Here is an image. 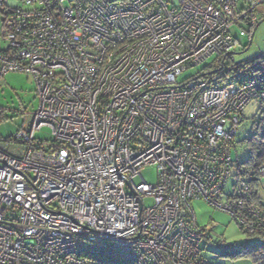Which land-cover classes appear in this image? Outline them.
Listing matches in <instances>:
<instances>
[{"label": "built area", "instance_id": "built-area-1", "mask_svg": "<svg viewBox=\"0 0 264 264\" xmlns=\"http://www.w3.org/2000/svg\"><path fill=\"white\" fill-rule=\"evenodd\" d=\"M259 7L264 0H0V83L26 73L39 101L0 138V264H206L192 200L263 236L250 178L237 176L219 203L243 110L264 100V72L239 83L227 75L237 67L231 30L255 27ZM212 55L220 71L177 82ZM44 126L53 140L35 139ZM149 166L155 184L141 177Z\"/></svg>", "mask_w": 264, "mask_h": 264}, {"label": "rangeland", "instance_id": "rangeland-1", "mask_svg": "<svg viewBox=\"0 0 264 264\" xmlns=\"http://www.w3.org/2000/svg\"><path fill=\"white\" fill-rule=\"evenodd\" d=\"M2 10L0 8V33L4 18ZM258 10L260 16L252 37L244 29L245 27L234 26L231 30L238 42L232 50L234 65H243L251 61H263L262 64L264 65V7H259ZM4 47L5 44L0 36V49ZM220 62V58H216L214 55L209 56L198 66L189 67L183 71L177 77V82L181 84L188 79L196 78L200 74L218 70ZM244 75L246 74H241V76ZM234 84L236 85L237 82ZM38 107L39 101L33 78L21 72L6 74L0 83V110L2 111L0 138L6 139L15 134L19 128L27 124L29 117L37 111ZM259 107V100H253L243 110L242 122L239 124L234 137L231 174L227 180L223 196L219 199L220 204H224L226 195L232 193V186L235 185L239 172H247L245 162L249 158L250 148L244 141L251 134ZM53 138L48 126L42 127L35 133V139L40 141H51ZM141 177L146 183L155 184L158 177L157 168L149 166L143 169ZM255 178L257 179L256 182H253L255 192H257L259 199L264 202V176ZM134 182L139 183L140 179L134 178ZM190 206L196 225L202 231L198 247L206 264H255L250 256H238L237 254L246 251L248 244L260 241L259 237L245 234L227 212L210 206L202 200H192ZM101 260L104 262L111 261L110 259Z\"/></svg>", "mask_w": 264, "mask_h": 264}, {"label": "trees", "instance_id": "trees-1", "mask_svg": "<svg viewBox=\"0 0 264 264\" xmlns=\"http://www.w3.org/2000/svg\"><path fill=\"white\" fill-rule=\"evenodd\" d=\"M2 13H4L3 10H2ZM255 27L250 29L248 33L252 34ZM262 62L263 61L261 62L251 61L243 65H237V67H235L232 71L228 72L227 75L234 73L236 75V80H237V77H240L239 75L242 73L247 74L249 78L254 77L264 72V65L262 64ZM259 102H260V107L258 110L257 119L253 123L251 134L244 141L245 144L250 148L249 158L245 162V165L247 167L246 169L247 172L245 173L239 172V174L237 175V176L242 175L244 177L246 176L251 179V187L253 190V194L256 198H259V197L257 195V192H255L253 182L257 181L255 177H259L258 170L264 164V100H261ZM1 113L2 111L0 110V121L2 120ZM10 138L11 136L4 140L10 139ZM233 146H234V140H233ZM251 176L253 177L251 178ZM201 236H202V231H201ZM249 236H252V235H249ZM257 237L260 238V241H258L257 243L248 244L246 246L247 250L242 251L238 253L237 255L238 256H243V255L250 256L255 264H264V235L257 236Z\"/></svg>", "mask_w": 264, "mask_h": 264}, {"label": "crops", "instance_id": "crops-1", "mask_svg": "<svg viewBox=\"0 0 264 264\" xmlns=\"http://www.w3.org/2000/svg\"><path fill=\"white\" fill-rule=\"evenodd\" d=\"M239 76H240V77H239L238 80H239L240 82L243 81V80H245V79H248V78H249L247 74L244 75V76H241V74H240ZM237 82H238V81H237ZM238 83H239V82H238ZM238 83H237V84H238ZM237 84H236V85H237Z\"/></svg>", "mask_w": 264, "mask_h": 264}, {"label": "water", "instance_id": "water-1", "mask_svg": "<svg viewBox=\"0 0 264 264\" xmlns=\"http://www.w3.org/2000/svg\"><path fill=\"white\" fill-rule=\"evenodd\" d=\"M252 34H253V33H252ZM252 34H251V37H252ZM231 55H234V53L231 52ZM221 69H222V66H220L218 70H215V71L210 72V74L216 73V72L220 71ZM203 75H204V74H201L200 76H203ZM200 76H199V77H200ZM196 78H198V77H196Z\"/></svg>", "mask_w": 264, "mask_h": 264}]
</instances>
